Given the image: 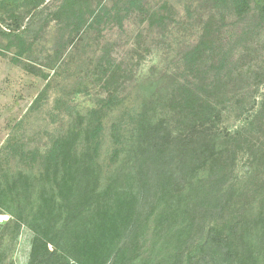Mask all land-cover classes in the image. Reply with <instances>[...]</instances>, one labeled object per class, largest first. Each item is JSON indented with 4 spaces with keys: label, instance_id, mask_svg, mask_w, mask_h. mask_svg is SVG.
<instances>
[{
    "label": "trees",
    "instance_id": "1",
    "mask_svg": "<svg viewBox=\"0 0 264 264\" xmlns=\"http://www.w3.org/2000/svg\"><path fill=\"white\" fill-rule=\"evenodd\" d=\"M49 1L0 0V19L12 20L0 29V48L14 50V64L45 80L49 72L26 61L35 38L21 20ZM147 1L125 0L126 8H115L116 17L123 23L127 5L145 11ZM203 2V32L183 57L188 74L147 98L131 128L113 125L107 165L101 162L104 117L120 103V67L104 66L105 82L114 91L101 106L76 113L44 151L18 146L21 160L37 163L40 172L32 178L17 170L0 179V199L11 197L19 207L13 219L0 222V245L8 240L7 228L17 236L27 225L33 232L28 264H137L141 230L149 222L158 229L171 218L181 220L171 264H264V98L257 108L245 109V97L236 96L241 123L228 124L233 97L223 90L229 57L220 34L229 22L264 28V0ZM170 8L165 2L163 9ZM109 14L103 0H58L49 19L64 46ZM172 15L153 10L150 22L165 25ZM13 143L8 140L0 155L15 148Z\"/></svg>",
    "mask_w": 264,
    "mask_h": 264
},
{
    "label": "rangeland",
    "instance_id": "2",
    "mask_svg": "<svg viewBox=\"0 0 264 264\" xmlns=\"http://www.w3.org/2000/svg\"><path fill=\"white\" fill-rule=\"evenodd\" d=\"M57 1L50 0L44 8L21 20L27 35L35 38L34 50L26 61L49 72L48 80L14 64V50L0 48V148L8 140L15 145L0 155V179L6 172L17 170L32 178L39 174L37 163L29 160L26 165L21 160L18 146L44 151L53 138L67 131L76 113L101 106L114 91L105 82L104 66L110 70L120 67L121 74L120 103L104 117L101 162L107 165L113 149V125L120 122L131 128L129 122L147 98L159 96L173 80L184 79L188 74L184 54L199 40L207 18L203 0H148L147 13L127 5L130 12L120 23L115 8H126L125 0H103L110 7L106 21L84 28L72 40L65 36L68 42L62 46L58 44V25L49 19ZM165 2L171 5L170 9H163ZM158 9L166 15L173 14L167 24L150 22V12ZM11 24L10 19H0L1 30ZM220 34L223 53L229 57L223 90L233 97L227 120L230 126H238L241 122L237 120L235 97H245V109L254 105L257 108L264 98V28H253L248 21L234 25L229 22ZM56 51L60 57L55 55ZM37 189L36 182L33 204L37 201ZM18 212L11 197L0 199V222H9ZM151 212V219H155L157 210ZM180 222L170 218L158 229L149 222L141 230L144 245L137 264H171ZM7 234L8 240L0 245L3 264H28L33 232L23 225L17 236L12 227L7 228Z\"/></svg>",
    "mask_w": 264,
    "mask_h": 264
}]
</instances>
